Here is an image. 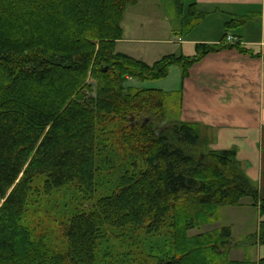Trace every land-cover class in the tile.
<instances>
[{
  "label": "trees",
  "instance_id": "obj_1",
  "mask_svg": "<svg viewBox=\"0 0 264 264\" xmlns=\"http://www.w3.org/2000/svg\"><path fill=\"white\" fill-rule=\"evenodd\" d=\"M136 2L0 0V264H256L220 260L228 225L188 234L246 196L264 215L235 151L200 152L180 92L125 85L172 65L184 78L226 45L197 43L193 56L151 63L118 52ZM202 17L189 5L174 35ZM248 239L264 244V219Z\"/></svg>",
  "mask_w": 264,
  "mask_h": 264
},
{
  "label": "crops",
  "instance_id": "obj_2",
  "mask_svg": "<svg viewBox=\"0 0 264 264\" xmlns=\"http://www.w3.org/2000/svg\"><path fill=\"white\" fill-rule=\"evenodd\" d=\"M187 1L188 6L194 4L203 14L202 20L218 16L219 33L216 36H210L212 33H209L186 39L185 36L174 35L172 28L174 36L161 39L158 36L157 17L145 24L136 17L132 29L134 32L135 29L140 32L146 30L147 40L152 43L177 44L163 55L174 53L193 56L197 52V43L226 46L208 52L193 62L184 78L180 66L172 65L168 75L163 78L142 82L129 77L125 83L159 89L168 94L180 92V118L201 126V141L206 143L208 149L234 150L237 159L243 163L247 177L264 198V0ZM139 3L140 0H137L127 7L133 9ZM127 7L121 21L122 38L117 42L125 38L122 22ZM150 32L156 35L151 36ZM228 34L241 43L243 50L221 43ZM139 39L134 34L130 38ZM159 48L149 50L155 53ZM129 53L125 54L148 63L163 56L149 61L143 58V52L134 50Z\"/></svg>",
  "mask_w": 264,
  "mask_h": 264
},
{
  "label": "rangeland",
  "instance_id": "obj_3",
  "mask_svg": "<svg viewBox=\"0 0 264 264\" xmlns=\"http://www.w3.org/2000/svg\"><path fill=\"white\" fill-rule=\"evenodd\" d=\"M180 3L182 5H180ZM177 9L179 13L178 11H176ZM187 11H188L187 0H140V3L136 8L133 9L128 8V10H126L125 17L122 22L125 29V38L124 40L117 42V44L115 45V50L122 53L134 52V50L140 51L143 52L142 55L143 58L149 61L152 60L153 58H156L159 55H163L169 50H172V48H174V46H176L177 44L152 43L148 41L147 40L148 35L146 33V30L140 32L139 30L135 29L134 32V29H132V23L134 18L136 17L139 19L141 18V20L145 24L146 21L156 19L157 17L159 38L170 39L174 36L172 33V28L175 29L176 20L177 19L179 20L182 17H184L187 14ZM202 19L203 18H201L198 22H196V24H194V26L188 33L183 35L186 37V39L190 36L199 37V36H203V34L208 35L209 33H212L210 36H216V34L219 33V28L217 26L219 24L218 16H210L207 19L204 20ZM222 30L225 31L226 29L222 28ZM122 34H123V29H122ZM132 34L138 36L140 39L130 40ZM149 34L151 36L156 35V33H152V32H150ZM226 36L223 39V41H221V43L223 42L224 44L226 43L227 45H232L233 43L227 42ZM236 43L241 44L240 42H236ZM153 47H160V48L156 50L155 53H153L149 50ZM139 81L146 82V80H139ZM87 82L93 84V86L95 85V80H93L90 77L87 79ZM128 84L129 82L125 83V85ZM92 94L94 93L92 92ZM174 98L175 97L173 95L170 96V102H168L171 103V105L169 104V106H172V108H173V104L171 100ZM179 107H180V103H179ZM179 113H180V108H179ZM170 122H171L170 118H166L162 121H159L157 123V127L165 126ZM198 126L201 135L202 128L199 124ZM201 144H202L201 146L202 148L201 147L199 148L200 152L201 149L204 152L213 150V149H208L206 143L205 144L201 143ZM239 162L243 168V163L240 160ZM252 201L253 200L251 197L246 196L241 200L240 205L237 206L223 205L219 207V209L216 211L217 219H214L211 222L200 223L197 227L191 229L188 232V234L194 235L203 232H211V231L215 232L218 229H220L222 226L228 225L231 227L232 230L231 245L225 248L224 255L221 256L220 260L230 261V260L248 259L254 261L256 264H259V260L261 258H264V244H260V243L252 244L248 238L251 235V233H255L257 231L260 221L264 219V215H260L258 208L252 205ZM221 250L223 251L224 249L221 248Z\"/></svg>",
  "mask_w": 264,
  "mask_h": 264
},
{
  "label": "built area",
  "instance_id": "obj_4",
  "mask_svg": "<svg viewBox=\"0 0 264 264\" xmlns=\"http://www.w3.org/2000/svg\"><path fill=\"white\" fill-rule=\"evenodd\" d=\"M226 38H227V42H229V43H236V42H238V41H236L235 38H234L232 35H230V34H228V35L226 36Z\"/></svg>",
  "mask_w": 264,
  "mask_h": 264
},
{
  "label": "water",
  "instance_id": "obj_5",
  "mask_svg": "<svg viewBox=\"0 0 264 264\" xmlns=\"http://www.w3.org/2000/svg\"><path fill=\"white\" fill-rule=\"evenodd\" d=\"M105 70H106V67H105Z\"/></svg>",
  "mask_w": 264,
  "mask_h": 264
}]
</instances>
